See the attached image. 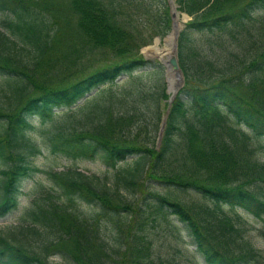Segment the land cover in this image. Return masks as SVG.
I'll list each match as a JSON object with an SVG mask.
<instances>
[{"label": "trees", "instance_id": "obj_1", "mask_svg": "<svg viewBox=\"0 0 264 264\" xmlns=\"http://www.w3.org/2000/svg\"><path fill=\"white\" fill-rule=\"evenodd\" d=\"M175 3L191 18L178 38L185 84L156 148L168 95L162 65L140 52L170 32L166 0H0V219L20 212L0 235V264H161L153 233L170 217L204 264H264V252L228 247L237 209L264 218L250 190L264 193V0ZM152 66L153 91H121ZM83 99L92 127L53 133L49 151L105 174L48 172L50 190L20 209L34 121ZM257 233L264 243V224Z\"/></svg>", "mask_w": 264, "mask_h": 264}, {"label": "rangeland", "instance_id": "obj_2", "mask_svg": "<svg viewBox=\"0 0 264 264\" xmlns=\"http://www.w3.org/2000/svg\"><path fill=\"white\" fill-rule=\"evenodd\" d=\"M184 14L182 13V15ZM182 15H179L178 21L184 26L183 29H185L186 24L190 21V17L187 16V19H183ZM153 45H155L154 39L143 49H148ZM158 47L163 48L166 51L165 53H169V46L164 45L161 40L158 43ZM151 62L158 63L157 60H152ZM153 68L154 67L152 66L142 70L144 73L137 76L134 83H125L121 91L124 92L129 88H133L135 85L153 91L152 89L157 82H159L158 76H161V74L157 75L154 73ZM162 70V77L165 83L164 68ZM126 80L127 77L123 76L117 81V83L121 84L122 81ZM112 91H115V87L112 88ZM92 95L93 93L90 96H87V98H90ZM84 101L85 99L81 100L78 104L69 109L56 110V114L48 120L40 121L37 119L34 121V128L29 133L32 149L28 155L27 161L36 169V171L22 184L23 195L20 197V209L22 207H27L34 198L40 196L45 191L50 190L51 181L47 176L48 172H56L69 167H74L80 169L86 174H94L97 176L105 174V168L101 166L98 161H72L61 156L52 155L49 151V137L53 133L57 131H65L67 129L81 131L87 129L88 126L92 127L91 122L85 121L84 115L93 105H91L90 101L88 105L83 106ZM163 104L164 101L161 105L162 108ZM140 136H144V133L142 132ZM257 157L264 162V154H258ZM150 184V189L152 190L154 189L162 194L167 191L164 185L153 183V181H151ZM250 190L264 200V193H260L255 188H250ZM135 196L137 198L140 196L138 191L135 193ZM128 198L132 199L131 195H128ZM178 198L186 204L190 203L193 199H196L191 191L179 194ZM224 211L228 212V215L233 216V214H229L231 212L228 208H224ZM19 213L20 212H15L0 219V235L1 233H5L8 226H13L15 224ZM236 213L239 217L241 230L238 232L237 236L234 237V241L229 242L228 247L236 250L237 255H240L242 248H245L247 245L253 247L259 252H264V243L258 237L257 233L258 229L264 224V218L262 221L255 219L240 209H237ZM170 220L171 222L167 223V225L162 224L154 230V256L160 258L161 264H204L200 257L195 253L187 232L182 230L178 231L175 228L174 225L177 224V221L174 217H170ZM16 237L18 241L26 240L25 237L19 235ZM47 261L50 264H68L67 261L61 260L56 256H50Z\"/></svg>", "mask_w": 264, "mask_h": 264}, {"label": "water", "instance_id": "obj_3", "mask_svg": "<svg viewBox=\"0 0 264 264\" xmlns=\"http://www.w3.org/2000/svg\"><path fill=\"white\" fill-rule=\"evenodd\" d=\"M167 4L169 7V13L171 18V31L170 33L162 40V43L166 45V40L169 38L171 42L168 44L169 46V53H165L166 51L163 48H159L160 52L154 57H148L145 54V50H143L142 54L146 60L156 59L159 61L161 65L165 68V84H166V93L169 95L167 101V109L164 116L161 119V124L157 136L156 145L159 146L161 139L163 137L166 120L168 116V112L171 108L172 103L177 97L178 92L184 86V76L179 67L178 62V38L181 30L183 29V25L179 23V15H182L180 12L177 11V6L175 4V0H167ZM183 19H187L186 15H182ZM160 42V38H155L154 43L155 45L151 47H158V43Z\"/></svg>", "mask_w": 264, "mask_h": 264}, {"label": "bare ground", "instance_id": "obj_4", "mask_svg": "<svg viewBox=\"0 0 264 264\" xmlns=\"http://www.w3.org/2000/svg\"><path fill=\"white\" fill-rule=\"evenodd\" d=\"M171 39L172 38H169V39H167L166 40V45L168 46V44L171 42ZM160 47H150V48H148V49H146L145 50V53H146V55L148 56V57H154V56H156L159 52H160V49H159ZM167 50V49H166ZM168 51V50H167Z\"/></svg>", "mask_w": 264, "mask_h": 264}]
</instances>
